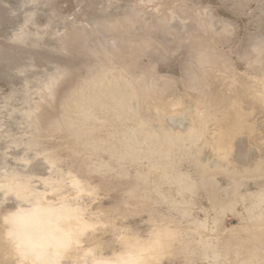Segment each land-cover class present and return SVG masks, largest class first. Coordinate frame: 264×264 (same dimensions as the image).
Returning <instances> with one entry per match:
<instances>
[{
	"label": "rangeland",
	"instance_id": "obj_1",
	"mask_svg": "<svg viewBox=\"0 0 264 264\" xmlns=\"http://www.w3.org/2000/svg\"><path fill=\"white\" fill-rule=\"evenodd\" d=\"M221 127L264 154V0H0V264H48L7 236L32 208L78 214L58 264H264Z\"/></svg>",
	"mask_w": 264,
	"mask_h": 264
},
{
	"label": "bare ground",
	"instance_id": "obj_2",
	"mask_svg": "<svg viewBox=\"0 0 264 264\" xmlns=\"http://www.w3.org/2000/svg\"><path fill=\"white\" fill-rule=\"evenodd\" d=\"M238 110L239 109L236 108L235 112L237 113L236 117H237L238 125H239V123L242 122L241 119H243V117H242L243 114L241 115V113H238ZM244 126L241 128H239V127L238 128L235 127V128H237L238 131L243 133V131H241V129L247 128V126L246 127H244ZM235 128L234 129H233V127H229V129H228V127L222 128L223 131H221L220 137H219V143L220 144L218 143V146H216V149H217V147L219 148V146H220L219 151L223 150V151L229 152V151L234 150L235 154H233V155L231 154L233 156V160L231 162L235 167H251V164L253 162H256V161L261 162L264 159L263 153H262V155L261 154L259 155L260 156V158H259V156L256 155L255 153H251V152L249 153L247 151V150H249V147H246V146H247L248 142L249 143L251 142L250 140L247 141V143L245 144L246 140H244V139L237 140V138L236 139L233 138L234 134L239 133L237 130L235 131ZM246 131L250 132L248 129H246ZM246 131H244V132L246 133ZM253 131H255V130L252 128L251 133ZM253 135L255 137V134H253ZM252 138H253V136H252ZM217 160H219V159L217 158ZM223 166H225V165H223ZM67 210L69 211V209L64 210V211H66V214L64 213L66 216L65 215L63 216V217H65L64 220H62V218H61V221H63V223H61L62 225L61 224L59 225L56 222L57 220H60L59 216H61V215H59V216L57 215L58 217L55 216L56 218H58L57 220L55 219L54 216H53L54 219H52L53 217L50 216V214H49L51 211L50 210L48 211L47 209L45 210L44 208L20 209L18 211L10 213L8 216L5 217V219L7 221H8V219H9V221H10V219L12 220V222L10 221L12 223L11 224L12 226L10 225L11 229L9 227L10 230L7 231V236L11 240H13V242L15 241L14 244L16 245L17 252L19 254H22L21 255V261L23 260V262H24L25 260H30L33 262H45L48 264H58V257H57L58 252L66 250L65 248H67L66 247L68 245L67 243L72 241V235L71 234H72L73 229H78L79 227H81V226H79L80 224H78V225L72 224L73 223L72 219L78 218V214L72 213V212L68 214ZM72 211H73V209H72ZM52 214H55L54 211ZM79 218H81V217H79ZM54 220H56V221H54ZM71 221H72V223H71ZM54 222H56L57 224ZM58 222H60V221H58ZM80 232H81V230H80ZM78 234H79V232H78ZM68 240H70V241L68 242ZM77 241H80V240H77ZM69 246H71V245H69ZM69 249H70V247L68 248V250ZM14 250H15V248H14ZM138 251H140V249ZM143 251H145V250L142 249L140 256H143L142 255ZM130 253H131V251H130ZM132 255H134V253H132ZM119 256H120V254H118L116 256V258H118L119 262H120V260H124L123 258H119ZM131 256H128V257H131ZM132 257H131V259H133L132 260L133 262L135 260H137V259H134ZM138 260H139V258H138ZM99 261L102 262V264H104V262L110 263L112 260L111 259H107V260L105 259L103 261L102 259L100 260V258H98V260L96 259L95 262H99Z\"/></svg>",
	"mask_w": 264,
	"mask_h": 264
}]
</instances>
